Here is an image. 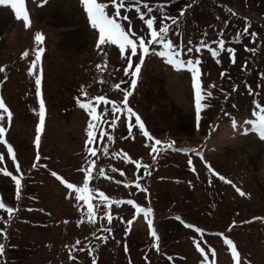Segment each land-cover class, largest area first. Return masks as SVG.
I'll return each instance as SVG.
<instances>
[{"label":"rangeland","instance_id":"374dc122","mask_svg":"<svg viewBox=\"0 0 264 264\" xmlns=\"http://www.w3.org/2000/svg\"><path fill=\"white\" fill-rule=\"evenodd\" d=\"M149 2L155 4L158 0H149ZM189 2L190 0H173L171 4L166 5V10L172 15H178V10ZM25 4L31 21L27 29L22 20L15 18L8 6H0V66L5 68V72L0 73V81H2L0 95L3 91L4 99L12 106L13 123L12 120L9 123L6 116L3 123L7 127L5 136L14 144L17 156L21 160L20 171L25 174V179H22L21 183L24 184L23 188H26V192H37L38 202L37 205L34 204L37 207H34L32 213L24 215L30 220L29 222L18 223L17 215L13 217L12 230L10 229L8 237L16 241L8 239L5 244L6 247H11L14 242L18 251L8 253L5 248L0 264H45V262L53 264L57 262L55 254L59 250L60 241L73 236L70 229L74 221L73 216L78 210L68 198L64 197V191L53 182L46 181L47 177L42 174L40 167L30 170L33 163L38 166V161L35 159L36 152L33 150L36 148L33 130L35 131L34 126L38 123V115L32 109L38 110L39 104L38 100L30 97V94L21 97V92L18 93V90L24 91L26 86L29 87V84L34 82L32 78V81L29 80L30 76L27 72L29 65L22 64L21 54L27 49L32 57L35 32L40 31L45 35L43 42L45 52L42 54L41 63L44 79H47L46 98L51 104V110L49 109V115L45 119L47 130L43 139L41 137L42 148L39 153L43 152L46 156H53L56 160L51 159V162H61L59 167H64V163L69 166L66 159H70L80 150V142L84 136L83 128L86 130L87 127L83 120L90 119L87 112L79 108L74 100L80 86L85 85L90 95L101 91L110 92L111 99L120 101L123 93L119 89H114L112 84L121 81L129 82L130 77L125 76L123 69L126 63L120 57L118 47L114 45L105 46L107 67L102 64L103 71L95 69V65L103 62L105 56L95 48L97 34L89 27L80 0H45L43 4L41 0H25ZM230 7L237 15L229 12ZM133 13L134 10L128 12L135 29L142 32V23ZM189 13H191V18L186 21L184 33L180 37L182 43L191 39L196 44L203 34H206V39L210 44L214 40L224 38L226 47L237 49L235 63L230 62L229 55L226 59L222 58L221 64H216L207 50H202L197 54L202 59L201 80H205L207 88L212 83L216 85L217 92L214 93L211 103L216 107L220 104L218 99H222L225 93L231 91L230 83L224 82V79L219 82L220 86L216 84L219 81L218 68L223 63H227L232 74L236 69L238 70L241 62L246 61V55H253L249 54L244 46L247 45L249 48L255 45L260 46L261 39H264L263 25L256 22L257 20L262 23L264 21V0H199L197 5L189 9ZM245 17L250 32L257 33V36L254 41L246 36L239 43L233 37L235 32L244 26L243 18ZM213 25L216 26L214 29H212ZM206 27L212 30L205 32ZM215 29H217V34L213 33ZM210 34L212 39L209 41ZM257 51L260 53L253 55V58L258 60L259 70L264 75V58L261 57L264 48H259ZM97 72L100 74L98 79ZM186 72V70L173 69L161 58L154 56L146 58L137 87L129 97V103L138 101V110L143 114L154 109V105H158L159 109L154 112L156 115L147 116L149 125L150 121L154 122L155 127L150 126L156 134L162 136L169 133L168 135L176 138L178 142L175 148L182 147V144H191L187 146L204 149L205 160L212 165V168L232 180L233 184L247 195L241 196L231 184L219 180L204 166V161L197 160L193 155L180 156L177 151H167L172 154L170 157L172 164L169 166L165 161L166 170L163 168L160 175L168 176V183H161L156 179L150 181V190L157 197L154 204L159 218H157V231L163 242L161 246H164L167 251L185 255L178 264H202L204 260L202 256L201 261L194 255L191 256L188 233L175 227L168 218H161L172 209L184 214L189 221L195 224L224 232L225 236L232 239L237 247L241 264H264V219H252L253 217L264 218V140L259 139L255 134H244L242 131L234 130L229 125L230 118H251L250 110L254 105L250 102L256 97L241 94L237 96V99H232L231 103L235 102L237 109L233 106L228 108L232 111L227 112L231 114L230 118L225 113L215 118V108H210L203 120L204 129L199 126L202 133L196 132L197 135H195L191 131L194 91L191 74ZM5 75L8 77L7 80H4ZM219 77L221 78L220 73ZM101 78L103 83H99ZM126 86L127 83L120 84L121 89ZM215 88L212 89L215 90ZM220 88H223L225 92L222 93ZM261 93H264V89ZM102 108L103 106H100L97 111L101 112ZM194 125L197 130L196 121ZM130 145L133 148L128 149L133 150V153L144 149L139 142ZM4 152L5 149L0 144V154L4 155V162H8ZM167 152L162 154L163 157L168 155ZM189 158L192 159L196 171H192L188 165ZM120 160L115 161L119 162L123 177L135 178L136 170L130 166L131 161L124 160L123 155ZM0 167H6L13 175L20 174L16 172L15 165L11 168L2 166L0 162ZM72 167V165L64 167V170L69 171ZM149 171L157 174L153 166ZM187 171L199 173V175L194 176L188 174ZM146 176L142 174L141 178ZM172 177L178 178V180L176 178L172 180L174 184L170 181ZM187 178H194V182L191 183L193 186L190 183L185 186L182 180ZM145 182L147 183L146 180ZM0 190L4 193L2 198L6 196L8 204L14 206L12 193H15V184L3 173H0ZM170 200H175L176 204H171ZM188 200L190 203H187ZM166 206H169L168 210L164 209ZM133 216L136 218L130 225L132 229L129 230L132 232L130 238L133 242L131 255L128 257L121 251L113 252L107 247L103 253L106 259L102 254L101 257L104 260L101 264H129V261L131 264H141V259L143 260L141 254L148 252L150 245L154 247L155 238L149 235L146 220L143 215L137 214L132 208L125 207L119 210L115 217L116 224L130 227L126 225V221L132 219ZM0 217H2L1 212ZM232 221H236V224L232 225ZM243 221L250 222L242 223ZM37 222L40 225L37 226ZM229 225H232L231 229ZM197 241H203L201 242L202 247L208 255L207 264H234L230 249L217 236L207 237L200 234ZM156 243L159 245V242ZM26 244L35 248H23ZM213 250L215 255H213ZM49 251L52 254L49 255ZM66 257L64 255L63 262L67 261ZM106 260H109V263ZM62 261L60 263H63Z\"/></svg>","mask_w":264,"mask_h":264},{"label":"snow or ice","instance_id":"6c2138e0","mask_svg":"<svg viewBox=\"0 0 264 264\" xmlns=\"http://www.w3.org/2000/svg\"><path fill=\"white\" fill-rule=\"evenodd\" d=\"M45 0H41L43 4ZM173 0H158L157 3L152 4L149 0H80V4L83 7V11L86 15V21L89 27L94 30L97 34V39L95 43V48L105 56L104 67H107V53L105 52V46H117L120 57L125 61L126 67L123 71L125 76L130 77L129 82L121 81L120 83L113 84L114 89H119L123 93V99L117 101L116 99H108L105 95H92L89 96L88 91L86 90L85 85H81L79 88L78 95L74 97L76 105L85 110L90 117L87 127H86V140H85V149L87 153L90 154V157H95L97 155V149L91 145L99 140H103L105 137L109 142L113 141V136L107 132L102 125L108 124L109 128H115L117 121L121 119L122 114L126 115L128 124V135H133V128H138L139 133L146 138L145 146L150 148L149 155H151L153 163L157 161L158 156L164 154L169 150H174L177 152H189L195 151V149L189 148H175V141H161L158 138H155L146 128L145 122L142 120L141 116L134 111V109L129 105V97L133 94V91L137 87L138 79L142 70V67L145 65L146 58L150 56L158 57L163 60L166 65L171 66L177 71L186 70L191 74L192 87L194 89V108H195V121L196 126L199 128L200 121L202 119V111L211 105L206 102L208 98H213L214 93L211 90H205L202 87V59L198 53H201L202 50H207L210 56L215 60L217 64H221V53H227L230 57V62L235 63L236 57L235 53L237 49L235 47H226V40L220 38L214 40L210 44L206 39V34H203L202 38L194 44L191 39L186 40L185 42L180 41L181 35L184 33V25L186 21L191 18V13L189 9L193 5H197L199 0H190L189 3H186L183 7L178 10V15H172L166 10V5L171 4ZM0 6H8L11 11L14 13V16L18 20H22L24 27L27 29L30 27L31 21L29 12L26 9L25 0H0ZM134 10L133 15L137 16L142 23L143 31L140 32L135 29L132 19L128 12ZM229 12L232 15H237L232 9H229ZM244 26L241 30L235 32L234 39L237 41L242 40L244 37H251L254 41L257 33L250 32L247 27V18H243ZM227 23V21H224ZM45 37L42 32L37 31L34 34L35 47L32 49L34 58L30 61V66L27 69L29 76H34L35 84V97L38 100V110L33 108L32 111L36 112L38 115V123L35 126V140L34 144L37 149H39L41 143V134L45 127L46 119V105L43 99L42 94V54L45 52V47L43 42ZM215 45V46H213ZM245 50L250 53H255L256 48H249L247 45L244 46ZM29 55V50H25L21 57H27ZM133 58H136L135 61ZM96 68L103 71V68L100 64L96 65ZM242 68H247V61L242 65ZM227 69H224L220 72L221 78L225 76ZM5 72V68L0 66V73ZM7 75L4 76V80H7ZM228 79H231L229 76ZM103 79L99 83H103ZM2 83V81H0ZM121 83H127V86L122 88L120 87ZM214 83L209 85V89L215 88ZM238 85L233 84L232 91L235 92L238 89ZM222 93L225 92L223 88H220ZM247 92L250 96L256 97L251 100V104L254 105L250 110L249 119H231L230 125L234 130L242 131L244 134H255L259 139L264 140V93L259 94L252 89L248 88ZM230 93H225L224 99L227 101L229 99ZM103 104V110L98 113L97 109ZM236 107V105H233ZM105 114L111 115V122L103 119ZM225 115H229L225 112ZM7 117L8 122L10 123L13 117V113L9 110L2 96H0V142H2L7 147V154L11 157L13 162H16V154L13 150V145L10 144L5 139V133L7 128L4 126L3 121ZM134 118V122H133ZM243 126V127H242ZM97 132L99 136L97 137ZM103 152L105 155H112L113 157H120L123 155L126 161H131V163L136 165L137 170L141 167L144 170L145 175H151L149 171L151 165L141 164L139 160H132L126 152H112L109 153L107 145L103 146ZM200 158L203 159V155L198 153ZM86 157L87 167L79 169L84 173L83 183L77 185L75 183H70L68 180L59 176L55 171L51 172V175L61 180L67 189L70 192L75 193V199L77 202L82 201L83 204H78L79 209H81V220L87 219L89 223L95 224L98 213L102 212L100 219L106 218L109 224L113 222V215L111 214L110 207L113 204L119 205L125 203L122 200H113L109 198L103 191L98 188H90L89 181L93 178L92 172L93 167L96 164V161ZM39 151L36 152V161L40 160ZM4 160V155L0 154V162ZM188 165L191 167L192 171H196L195 166L191 158L187 161ZM207 169L212 172L219 180L224 181L225 183L231 184L235 190L241 195H247L239 187H236L233 184L232 180L227 179L225 176L217 172L208 161H204ZM46 166V165H45ZM33 168L37 167L36 163H33ZM15 170L19 175H13L11 171H8L6 167H0V173L11 178L15 184V198L20 200L21 198V188H22V178L23 173L20 171V165L17 162ZM117 169H113L116 171ZM105 171L103 168L99 169L98 176L104 177ZM121 175L123 172L121 171ZM111 179V177H108ZM140 177H137L139 180ZM119 183V182H118ZM135 187L137 190H141L145 193L148 192L147 188H142L139 182H135ZM95 199L96 203H93ZM128 205H132L135 208L137 214L142 213L143 218L147 222V227L149 229V235L154 239L153 246L156 247V250L159 251L158 242L159 236L156 229L153 226V209L149 207H143L136 201L129 199L126 201ZM86 205V208L84 207ZM0 210H4L8 213V218L3 220L5 225L10 224L13 219V213L17 211L12 207L7 206L2 199H0ZM43 211V209H41ZM136 217L133 216L132 219L126 221L127 225H131L132 221ZM3 217H0L2 220ZM121 219H123L121 217ZM176 220H181V217H175ZM253 220L264 219L261 217H253ZM67 221H65L66 223ZM80 221H78L79 223ZM182 223H184L181 220ZM250 221H243L242 223H249ZM236 224V221H232V225ZM232 225H229L231 229ZM185 227L188 229H194L196 233L203 234L204 229L195 226L192 223H185ZM100 237L97 239L101 241H107L109 235H104V233L111 234L113 232L112 227H105L101 224ZM128 229L125 230V235H127ZM92 235L95 236V233ZM218 235L223 237L224 244L228 246L231 251L232 259L234 264H241L240 253L237 250L232 239H229L224 233H218ZM0 236H3L4 241L8 240L7 231L5 228H0ZM196 249L201 253H205V249L201 247L199 242L193 241ZM76 245H79L80 240H76ZM69 247V246H65ZM75 247V246H72ZM6 244L0 242V261L3 260L5 254ZM84 251L83 248L79 249ZM93 249H88V255L91 256ZM127 251V247H125ZM213 255L215 251L213 250ZM69 259H76L72 252H69ZM169 259H172L169 257ZM91 264H96V259H92ZM131 264V261H129ZM202 264H207V256H204Z\"/></svg>","mask_w":264,"mask_h":264},{"label":"trees","instance_id":"16d2710c","mask_svg":"<svg viewBox=\"0 0 264 264\" xmlns=\"http://www.w3.org/2000/svg\"><path fill=\"white\" fill-rule=\"evenodd\" d=\"M229 9H233V8L230 7ZM256 22H257V24L261 23V26L263 25L262 28L264 29V21H263V23L261 21H258V20ZM215 27L216 26L212 27V29H214ZM212 29L211 28L207 29V27H206L205 32H207L208 30H212ZM216 30L217 29H215V31H213V33L217 34ZM211 36L212 35L210 34V37H208L209 41L212 39ZM44 37H45V35H44ZM248 38H250V37H248ZM240 42H242V41H239V43ZM260 43H261L260 46L255 45V46H251L250 48L254 47L256 49H259V48L263 49L264 47H262V46H264V39L263 40L261 39ZM248 53L256 55L260 52L256 51L255 53H250V52H248ZM31 55H28L27 57L21 58L22 59L21 62L23 65H29L30 66V61L34 58V54L32 57H31ZM227 55L228 54L226 52L222 53L220 59L221 60H222V58L226 59ZM253 55H250V56L246 55V61H247V68L246 69L242 68L243 62H241L239 64L238 70L236 69L232 74L229 71V65L227 63H225V64L223 63L218 68L217 75H218L219 81H217L216 84H218L220 86L219 82H222L223 79H224V82L230 83L229 85H231V91H230L231 95L229 96V99L227 100L228 103H225L227 101H225L224 97L222 99H218L220 101V104L216 107L213 106V104H211L213 98H208L206 100V102L208 104H210L211 106L202 111V119L200 121L201 122V124H200L201 129H204L203 128L204 127L203 120L205 119L206 115H208V111L210 108H212V107L215 108L214 115H215V118H217L219 116H222V114H224L225 112L231 111L228 108L232 107L235 104V102L231 103L232 102L231 100L234 98L237 99V96H240L241 94H248V92H247L248 88H252L255 92H257L258 93L257 96H259L260 92H262V90L264 89V86H263L264 85V75H263V72L259 70L258 60L257 59L255 60V58H253ZM29 57H31V58H29ZM261 57L264 58V52L261 55ZM261 57H259V58L261 59ZM104 61H105V58L103 59V62H100L98 64L102 65V64H104ZM107 62H108V59H107ZM96 65H95V69H97ZM217 66H219V65H217ZM225 67L228 71L225 73V76L223 78H220L219 73L221 71H223L225 69ZM186 73H189V72L187 71ZM97 75H98V77H97V79H98L100 77V74H98V72H97ZM229 76L231 77V79H228ZM239 76H240V78H239ZM44 77H45V75H43V77H42V94H43V99H44L45 105H46V116H48L49 115V109L51 110V104H49V101L46 98L47 97L46 95L48 93V92H46V89H45V86H47V82H46L47 79H44ZM31 78L34 79V76L33 77L30 76V79H29L30 81H32ZM204 82H205V80H202V87L205 90H211L213 93L217 92L216 88H215V90L212 88L209 89V87L207 88V86L205 85ZM224 82H223V84H224ZM114 84H116V83H114ZM233 84H236L239 86L237 91H235V92L232 91ZM109 85H111V84H109ZM226 88H228V87H226ZM24 89H25L24 91L18 90V93L21 92V94H20L21 97H24V96L30 94V97L33 100H37V98L35 97V84H34V82H31V84H29V87L26 86ZM112 90H113L112 87H110V91H112ZM193 91H194V89H193ZM103 92L104 91H101L100 93H97V94H91V95L89 94V95L90 96H92V95H105L108 99H111V97H110L111 93L110 92H108V93L107 92L103 93ZM2 95H3V91L1 92V96ZM193 97H194V94H193ZM3 99H4V96H3ZM122 99H123V96L120 98V100H122ZM4 101H5L6 105L8 106L9 110L12 112V106L5 99H4ZM138 103H139L138 101H137V103H135V101H134V102H130L129 105L134 109L135 112H137L141 116L142 120L145 122V126H146L147 130L155 138H158L161 141L167 142V141L171 140V141H175V144H176L178 142L176 138L168 135L169 133L163 134L162 136L157 135L156 132L154 131V129L151 128V126H150V125H152V127H155L154 122L150 121V125H149V122H147L149 120L147 118V116L153 117L154 115H156L154 112L159 109V106L154 105L153 106L154 109H150L149 111H147V113L143 114V112H140L138 110L139 109V107L137 105ZM101 106H103V104ZM98 109H100V107H98ZM193 109L194 110H193V114H192V126H191L192 129H191V131L195 135H197V133H199V132L202 133V132L200 131L201 130L200 128L199 129L197 128V130H196V127L194 125L195 124V108H193ZM236 109H237V106H236ZM101 110H103V108ZM99 112H100V110L98 111V113ZM233 115H235V114L233 113ZM83 116H85V115H83ZM227 117L230 118L231 114ZM103 119L108 120V122L110 123L111 122V115L105 114ZM88 121H89V118H88V120H83V122L85 123V127H86ZM35 122H36V119H35ZM133 122H134V118H133ZM12 123H13V118H12ZM128 124H129V121L127 120L126 115H123V114L121 116V119L119 121H117L115 128H109L108 124H103L102 127L113 136V141L109 142L106 137L103 140L97 139V141L91 145L92 147H95L97 149V155L95 157H90V154L87 153V151L85 149L86 130H85V128H83V130H84L83 135L84 136L80 142V150L77 153H75L74 156L71 157L70 159H66V161L69 163V166L64 163V167H71V165L73 166L70 170L68 169L69 171L64 170V167H59L61 162H56V163L51 162V159H54L53 156L49 157V156H46L45 154H43V152L40 153L41 158L38 161L37 169L40 167V169L42 170V174L47 177L46 181L53 182L62 191H64L63 192L65 195L64 197L68 198L71 201V203L74 205V207L78 210V212L73 216L74 221L72 222L73 224H71L72 229H70V232H71V234H73V236L70 237L69 239H65L64 241H60V243L58 244L59 250L55 254L57 262L53 263V264H91V261L94 258L96 259V264H101V261L104 260L101 256L103 253H105L104 251L107 247H109V249H111L113 252H115L117 250L121 251V253L123 252V253L127 254L129 257L131 255V249H132L131 244L133 243L131 241V238H130L132 232H129V230L132 229V226L126 227L125 225L122 226V224L117 225L116 224L117 222L115 220L116 219L115 217L117 215V212H119V210H123L125 207L126 208L130 207L133 209V211L135 210L134 206L128 205L126 203V201L129 199L136 201V203H139L143 207H149L150 206L153 209V214H152L153 226L157 231L158 215H157V210H156V207L154 204V202L157 201V197H155L154 196L155 194L152 192V190H150V188H151L150 181H151V179L152 180L156 179L161 183H168L169 177L166 175L161 176L160 173H161L162 169L165 168L166 162L169 164V166H170V164H172V161L170 159L172 154L167 152V154H168L167 156L163 157V155H160V156H158L157 161L155 163H153L151 155H149L150 148L145 146L146 138H144L139 133L138 128H133V135L129 136L128 135ZM229 125H230V122H229ZM34 128H35V126H34ZM46 130H47V122L45 123L44 130L41 134L42 139H43L44 135L46 134ZM33 133H35L34 130H33ZM98 136H99V133L97 132V137ZM5 139L10 144L13 145V150L16 154L17 159H16V162H13L11 157L7 154L6 145H4L2 142H0L2 147H4V149H5L4 154L7 156L8 160H9L8 162H4V160H3L1 162V165L2 166H10L11 168H13L14 165L16 166L17 162L20 165L21 160L17 156V151H16L14 144L11 141H9L6 136H5ZM137 142H139V144L143 145L142 146V147H144V149L142 150L143 152L142 151H135L133 153V150L130 151L128 148L132 147L130 144L135 145ZM104 145L108 146L109 153L121 152V151L126 152L129 157H132V160L133 159L139 160L141 162V164H149V165H151V167L153 166V170H155L157 174L151 173V175L146 176L144 174V170L142 167L139 170H137L136 165L131 163L130 166L134 167L136 170V175H135L136 177L135 178H133V177L124 178L123 175H121L119 162L115 161V160L119 161L121 156L117 158V157H113L112 155H105L103 152V146ZM187 145H191V144H182V147H179V148L195 149V151H189L186 153L185 152H178L177 154L180 156L193 155V157H195L197 160L205 161V150H203L202 148L187 146ZM114 146H115V148H114ZM41 148H42V144L39 146V149L34 148L33 150H34V152H37V151L40 152ZM202 152H204V153H202ZM198 153H201L203 155V159H201L200 157L197 158ZM196 154H197V156H196ZM66 157H68V156H66ZM86 157H90L91 159L96 161V164L93 167V172H92L93 178L89 181L90 188H98L101 191H103L107 196H109V198H111L113 200H122L125 202V203H122L119 205L113 204L110 207L111 214L113 215L112 224H109L106 218L100 219V216H102V212L98 213V217H97L95 224L89 223L87 219L81 220V209H79L78 204H83V202L82 201L77 202V200L75 199V193L70 192V190L67 189L66 185H64L61 180H59L56 177L51 175V172L55 171L59 176L68 180L70 183H75L78 186L81 185L83 183L84 173L81 172L79 169H81L83 167H87L86 162H85ZM58 159H60V158H58ZM54 160H56V159H54ZM120 162L122 163L121 160H120ZM127 162H129V161H127ZM204 166H205V163H204ZM100 168H103L105 171L106 175L104 177L98 176V172H99ZM167 168H169V167H167ZM33 169L34 168L32 167L30 170H33ZM113 169H117V170L113 171ZM165 170H166V168H165ZM70 172H73V173L70 174ZM187 172H188V174H193L194 176L199 175V173H193L191 171H187ZM142 174H144V176H146V177L141 178ZM26 176H27V174H26ZM108 177H111V179H109ZM137 177H140V179L143 181V184H142V181L140 179L137 180ZM174 178H176L178 180L177 177H172V178H170V181L172 182V180ZM194 178H196V177H194ZM194 178H192V179L187 178V179H184L182 181L185 182V186H188L189 183H190V185L193 186V184H191V183L194 182ZM22 179H25V174H23ZM196 179H198V178H196ZM145 180L147 181V183L145 182ZM133 181L139 182L141 184L142 188L145 187L148 189V192L145 193L141 190H137L135 187V183H133ZM172 183L174 184V182H172ZM23 185L24 184H22L20 200H16L15 193H12V198L14 199V206H12L11 204H8V202L6 201V196H4L5 198H2V196L0 198L3 200V202L7 206L12 207L14 209H17V211L15 213H13V217H15L17 215V222L18 223L19 222L24 223V222L30 221L24 215L32 213L34 207H37L35 205H37V202H38L37 192L34 191L32 193H28L25 190L26 188L25 189L23 188ZM0 195H4V193L1 192ZM26 198H27V202L24 203ZM170 202H171V204L172 203L176 204L175 200H170ZM93 203L94 204L96 203L95 199L93 200ZM187 203H190L189 200L187 201ZM169 206H171V205H169ZM169 206H166L164 209L168 210ZM84 207L86 208V205ZM0 212H1L2 217H3V219L0 220V228H5L7 231V236H8L10 233V229L12 230V221L10 222V224L5 225L3 223V220H6L8 218V213L4 210H0ZM41 214H42V212H41ZM140 214L143 215L142 213H140ZM155 214H156V217H155ZM177 216L181 217V220L184 223H182L181 220H176L175 217H177ZM161 218H168L169 220H171L172 224L175 227H178V228L182 229L183 231H185L186 233H188L187 238H188V243H190V246H191V251H192L191 256L194 255L199 261H201V256L204 257L206 255L208 258V255L206 253L201 254L196 249L195 244L193 242L194 240L196 242H199V241H197V238L199 237L200 233H196L194 229H188L187 227H185V223H192L195 226L203 228L205 230L204 233H206V235L204 233L202 235L207 236V237L209 235L217 236L215 234V232L224 233L222 231H218V230L215 231L213 229H208V228H205L203 226H200L199 224H195V222L193 223L192 221H189V219H187L184 214L180 213L179 211L172 210V209L168 210V212H166L163 215V217H161ZM67 219L69 220V218H67ZM78 221H80V222L78 223ZM41 224H43V223H41ZM101 224H103L105 227H112L113 228V232L111 234L104 233V235H109V239L107 241H101V240L97 239V237H100V235H101V231H98V229H100ZM36 225L38 226V225H40V223L37 222ZM126 229H128L127 235H125ZM147 230L149 231L148 227H147ZM72 231H73V233H72ZM93 233H95V236L92 235ZM157 234H158V236H160L158 231H157ZM8 239L11 240V238H9V237H8ZM15 239H16V237H15ZM76 240H80L81 243L79 245H76V243H75ZM11 241H16V240H11ZM0 242L6 243L7 241H4L3 236H0ZM158 242H159V245H158L159 251L156 250V247H152V245H150L148 252L141 254L142 255L141 257L143 258V260L141 259V261H142L141 264H178L181 260L184 259L185 255L175 253V252H172L170 250L167 251V249H165L164 246L163 247L161 246V245H163L162 240L159 239ZM201 242H203V241H201ZM201 242H199V243L201 244ZM66 245L69 247H65ZM16 246L13 242L11 244V247H6V251L8 253L9 252L10 253H16L18 251L17 250L18 247H16ZM72 246H75V247H72ZM125 247H127V251H125ZM201 247H202V244H201ZM23 248L33 249L35 247L26 244V245H24ZM81 248H83L84 251H80L79 249H81ZM89 248L94 250L91 256L88 255V249ZM69 249H71L70 251L72 252V255L76 259H74V260L69 259V252H70V251H68ZM50 254H52L51 251H49V255ZM64 255L67 256L66 262L62 261ZM169 257H171L172 259H169ZM105 259H106V256H105ZM11 260H12V258H11ZM47 261H49V260H47ZM61 261L63 263H60ZM106 262L109 263V260H106ZM39 264H42V263H39ZM45 264H49V263L45 262Z\"/></svg>","mask_w":264,"mask_h":264}]
</instances>
